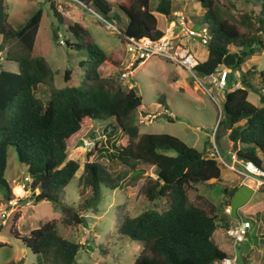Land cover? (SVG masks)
Segmentation results:
<instances>
[{
	"label": "trees",
	"instance_id": "16d2710c",
	"mask_svg": "<svg viewBox=\"0 0 264 264\" xmlns=\"http://www.w3.org/2000/svg\"><path fill=\"white\" fill-rule=\"evenodd\" d=\"M48 1L61 21L54 1ZM71 1L111 21L115 19L114 7H118L127 16L125 28H118L123 43L131 37H159L162 31L156 13L170 16L177 9L174 0ZM197 1L205 9V23L212 33L206 45L208 57L196 67L200 74L215 72L228 57L230 47L238 50L233 70L263 50L264 0H242L252 6L244 10H239L234 0H227L226 4L220 0ZM43 14L39 8L22 25L13 27L5 0H0V50L6 51V60L17 63L19 68L14 72L0 65V191L3 201L13 199L6 171L9 148L14 147L18 160L32 177L30 187L39 189L45 199L59 208L61 217L60 221L42 223L29 234L21 236L15 229L13 232L39 256L41 264H78L80 244L69 239L60 225L69 229L84 224V213L99 199L102 186L115 189L120 182L100 161H86L78 179L82 194L90 190V196L78 205L64 202L62 194L81 167L78 160L68 158V149L79 132L93 122L107 121L106 126L119 127L122 136L112 151L100 140L96 145L100 155L106 152L109 160L128 166L131 172L139 171L130 175L132 181H138L153 167L156 176L148 174L141 193L151 202L161 198L167 202L163 210L148 208L136 215L123 212L116 219V233L142 244L134 264H221L223 258L230 256L213 239L222 215L214 203L205 199L206 205H200L191 201L189 195L198 183L220 181L221 164L206 156L209 152L178 136L141 132L136 113L143 105V97L135 86H125L120 80L125 51L107 53L94 41L88 28L77 21L68 24L70 37L66 44L86 48V71L79 85L57 87L59 70L44 56L34 53ZM58 30L59 27L53 34L56 40ZM108 62L120 72L103 75L101 67ZM256 73L251 69L245 71L242 86L225 91L214 138L217 145L227 138L240 160L252 162L264 171L258 155L264 154V71L258 76V104L250 100ZM72 75L71 69H65V82L71 81ZM41 85L48 88L46 97L38 95ZM260 189L264 191V183ZM226 195L224 214L232 219L231 213L226 212L230 205L228 192Z\"/></svg>",
	"mask_w": 264,
	"mask_h": 264
},
{
	"label": "rangeland",
	"instance_id": "374dc122",
	"mask_svg": "<svg viewBox=\"0 0 264 264\" xmlns=\"http://www.w3.org/2000/svg\"><path fill=\"white\" fill-rule=\"evenodd\" d=\"M53 1L62 15L61 21L55 15L48 0H5L9 22L13 27H19L34 12L42 8L44 11L43 20L34 53L44 56L54 69L59 70L55 79L57 87L79 85L86 71L87 50L86 48L77 49L66 43L60 44L58 39L53 37L57 27L66 40L70 37L67 29L69 22H81L88 28L94 41L107 53L124 50L125 44L121 41L117 31L109 32L106 30L102 20L97 15L77 2L71 0ZM220 1L223 4L227 3V0ZM234 1L239 10L252 8L251 5L247 6L242 0ZM174 3L177 4L176 8L185 9V12L193 18L196 27L205 23V9L197 0H174ZM255 9L258 10V7ZM113 13L115 14L116 26L125 28L127 16L116 6ZM159 18L160 27L164 28L166 26L165 17L160 16ZM186 47L190 48L201 61L207 58V46L199 41L186 43ZM237 53L238 50L235 47H230L228 57L223 65L234 73L235 83L241 81L245 71L251 69L257 72L252 79L253 87L250 92V100L258 104L259 94L256 89L261 85L258 76L261 71H264V48L250 57L241 68L233 70L232 66L236 62ZM3 64V67L8 70L14 72L19 70L17 63L13 61L4 60ZM67 68L73 71L72 79L69 82L64 80V72ZM119 72V68L114 69L110 63H105L101 68L103 75H113ZM120 80L125 86L129 85V80H131L143 97L144 107H141L136 113V122L141 132L170 133L199 150L204 149L222 111L220 112L213 97L193 82L188 72L169 61L150 59L140 64L128 79L120 77ZM211 89L222 105L223 96L227 89L219 93L216 88L211 87ZM38 95L46 97L48 88L41 85ZM165 106L175 113V119L172 121L164 115ZM144 112L148 114L145 115ZM106 124L107 121L93 122L90 127L76 135L68 149V158L78 160L81 167L77 172V177L70 182L62 194L64 202L78 205L90 196V190L85 195L82 194L78 179L86 161H100L120 182V185L115 189L106 185L102 186L99 199L94 201L91 208L84 213L86 218L84 224L69 229L60 225L61 231L69 239L80 244L78 264H134L135 258L142 250V244L128 236L124 237L116 233V219L123 212L136 215L148 208L163 210L167 204L164 198L151 202L141 193V188L148 174L156 176L153 167H149L148 172L141 179L132 181L130 175H133L134 172H131V168L109 160L110 157L106 152L100 155L96 148L100 140L104 141L107 150L112 151L114 146L119 144L122 136L119 127L114 129L112 126H106ZM113 124L115 125L114 122ZM227 140V138H222L220 142L223 144ZM220 151L228 161H231L230 156L225 155L224 149ZM258 155L264 165V154L259 153ZM222 168L225 175L222 180L212 184L198 183L189 191L191 201L206 205L205 199H207L218 207L220 215H224L228 198L225 189L231 190L233 186L230 181L231 171L224 166ZM26 175H28L26 166L18 160L15 148L10 147L6 178L13 187V200L16 199L18 204L7 217L6 223L0 226V264H41L39 256L13 232V229L22 236L29 234L33 229L47 221H60L61 211L59 208L48 199L37 200V194L40 193L39 189L33 190L29 187V189L23 190L21 184ZM20 187L21 193H19ZM10 206L9 201H3L0 191V223L2 220L1 212L5 209L8 210ZM263 206L264 192H257L250 201L249 211L246 212L240 208L239 215L236 218L232 217L235 220L247 218L253 222L248 241L239 244L242 251H248L261 244L260 239L262 238L261 233L264 232V225L261 228V223L256 219L254 212ZM217 223L218 226L222 225L220 219ZM237 264H242L241 257Z\"/></svg>",
	"mask_w": 264,
	"mask_h": 264
},
{
	"label": "built area",
	"instance_id": "2783aa9c",
	"mask_svg": "<svg viewBox=\"0 0 264 264\" xmlns=\"http://www.w3.org/2000/svg\"><path fill=\"white\" fill-rule=\"evenodd\" d=\"M90 12L94 13L102 20L106 30L109 32H119L114 21L107 20L92 10ZM160 29L162 34L159 37H131L125 41V60L123 62V72L121 73V78H129L135 70L133 68L134 64L140 65L150 59H163L169 61L188 72L193 82L213 97L221 112L222 105L220 104L218 98L212 93L213 89L210 90V88H216L218 93L228 89V79L231 70L227 67L220 66L213 73L200 74L196 70V67L199 65L201 60L190 48L186 47V43L191 41H199L201 44L207 45L212 36L209 26L204 23L200 27H196L193 18L185 12V9H180L174 11L172 15L166 16V26ZM57 39L60 44L66 43L65 36L59 30ZM1 60L2 58L0 54V64ZM129 86L132 87L134 85L129 83ZM234 86L241 87L242 84L238 81L234 84ZM164 111L166 115L174 117V114L168 108H165ZM216 127L217 126H215L213 130V136L215 134ZM209 156L216 159L221 166L236 172L244 178L252 177L260 181L259 183H261V185L264 183V180L261 179L264 176V171L252 162L240 160L237 156L236 150H234L231 154V161H228L222 155L217 146L212 147L209 152ZM236 163L242 165V167L237 166ZM31 182L32 177L26 175L24 177V182L21 184L23 190L29 189ZM9 204L11 205L10 208L1 212L2 220L0 226L6 223L7 217L12 213L14 207L18 204V201L16 199H11ZM226 212L231 213L230 205L226 207ZM251 227L252 223L250 220H241L228 226L226 232L232 239L234 245L237 246L247 239ZM221 264H237V257L227 256L222 259Z\"/></svg>",
	"mask_w": 264,
	"mask_h": 264
},
{
	"label": "crops",
	"instance_id": "0c3cea01",
	"mask_svg": "<svg viewBox=\"0 0 264 264\" xmlns=\"http://www.w3.org/2000/svg\"><path fill=\"white\" fill-rule=\"evenodd\" d=\"M175 4V3H174ZM177 5V4H175ZM176 10H180L179 8H177ZM175 10V11H176ZM158 19H159V28L160 27V16H163L165 17V20H166V15L165 14H162V13H156ZM81 23V22H80ZM84 25V24H83ZM2 41V34H0V42ZM125 51V50H123ZM0 54H1V58L3 59L1 61V66H3V62L4 60H6L5 58V54H6V51L4 50H0ZM207 57H208V54H207ZM207 59V58H206ZM205 59V60H206ZM204 61V60H203ZM109 63V62H108ZM111 64V63H110ZM112 67L114 69H117V67L113 64H111ZM104 66V65H103ZM102 66V67H103ZM140 65H138L135 70L139 67ZM101 67V68H102ZM221 67H226L224 66L223 64L221 65ZM134 70V71H135ZM234 73H230V76H229V79H228V83H229V88L227 89V91H230L234 88H236L234 86L235 84V77H234ZM142 107H144L142 105ZM166 108V106H165ZM164 108V109H165ZM168 108V107H167ZM169 109V108H168ZM170 110V109H169ZM171 111V110H170ZM173 114H174V117H171L172 119H175V113L173 111H171ZM167 117V116H166ZM216 126V125H215ZM214 126V128H215ZM213 128V130H214ZM213 130H212V135L210 136V139H208L205 143V147L202 151L204 152H210V150L212 149L213 146H217V148L219 150H222L224 149L225 150V155L227 157H229V159L231 160V155L230 153L232 154V152L235 150V146L234 144L230 141V140H227L225 141L223 144H218L217 145V142L213 136ZM227 149V151H226ZM206 156H209L208 153ZM237 164V163H236ZM237 166L239 167H242V165L240 164H237ZM264 166V165H263ZM231 171L230 172V176H231V182L233 184L232 188H235V187H238L240 186L241 184L243 183H246L247 185L253 187L255 189V193L254 195L252 196V198L255 196V194L257 192H264L263 190L260 189L261 187V183H259L260 181L256 180L255 178H244L243 176L239 175V174H236V172L232 171V170H229ZM224 174H223V168H222V176H221V180L224 178ZM237 180V182H236ZM236 182V183H235ZM230 198V197H229ZM251 198V199H252ZM251 201V200H250ZM231 206V205H230ZM249 207H250V202H248L245 206L242 207L243 210H245L246 212L249 211ZM264 208V206H263ZM263 208H257L254 212V215L256 217V219L259 221V223H261V228L263 227L264 225V209ZM225 212V211H224ZM239 215V210L237 212V216ZM232 216V215H231ZM236 216V217H237ZM233 217V216H232ZM236 217H233V218H236ZM222 221V225L221 226H218L215 233H214V236H213V239L214 241L217 243V245L219 246L220 249H222L223 251H225L227 254H229L230 256H236L237 257V262L240 261V257L242 258V264H264V232L261 233V239H260V242L261 244L258 245V246H254L252 249H249L248 251H242L241 250V247L239 245L235 246L232 239L227 235V228L228 226H230L231 224L233 223H236V222H239L241 220H250L251 223H252V227H253V222L251 219H240V220H235V219H229L228 218V214H224L222 215L221 219ZM251 227V228H252ZM250 228V229H251ZM250 230H249V233H248V236H247V239L244 241H248V237L250 235ZM242 244V243H241ZM243 247V246H242ZM241 250V251H239ZM241 252V253H240ZM253 253V255H251ZM241 254V255H240Z\"/></svg>",
	"mask_w": 264,
	"mask_h": 264
},
{
	"label": "water",
	"instance_id": "95a60500",
	"mask_svg": "<svg viewBox=\"0 0 264 264\" xmlns=\"http://www.w3.org/2000/svg\"><path fill=\"white\" fill-rule=\"evenodd\" d=\"M138 172L139 171H135L133 175ZM225 192H228L230 197L231 215L236 217L238 210L250 202L252 196L255 193V189L246 183H243L238 187L232 188L231 190L227 188L225 189ZM41 198H44V194H37V200H40Z\"/></svg>",
	"mask_w": 264,
	"mask_h": 264
},
{
	"label": "bare ground",
	"instance_id": "6f19581e",
	"mask_svg": "<svg viewBox=\"0 0 264 264\" xmlns=\"http://www.w3.org/2000/svg\"><path fill=\"white\" fill-rule=\"evenodd\" d=\"M22 192V189H21V187H20V189H19V193H21Z\"/></svg>",
	"mask_w": 264,
	"mask_h": 264
}]
</instances>
